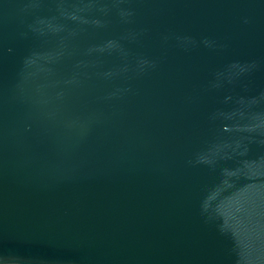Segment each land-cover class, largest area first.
<instances>
[{"label":"water","instance_id":"95a60500","mask_svg":"<svg viewBox=\"0 0 264 264\" xmlns=\"http://www.w3.org/2000/svg\"><path fill=\"white\" fill-rule=\"evenodd\" d=\"M0 264H264V0H0Z\"/></svg>","mask_w":264,"mask_h":264}]
</instances>
